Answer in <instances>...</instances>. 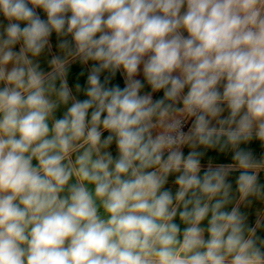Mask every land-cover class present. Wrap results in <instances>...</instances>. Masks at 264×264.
Here are the masks:
<instances>
[{
  "label": "clouds",
  "instance_id": "obj_1",
  "mask_svg": "<svg viewBox=\"0 0 264 264\" xmlns=\"http://www.w3.org/2000/svg\"><path fill=\"white\" fill-rule=\"evenodd\" d=\"M0 14V264H264V208L241 210L264 204V155L241 147L264 148V0Z\"/></svg>",
  "mask_w": 264,
  "mask_h": 264
},
{
  "label": "crops",
  "instance_id": "obj_2",
  "mask_svg": "<svg viewBox=\"0 0 264 264\" xmlns=\"http://www.w3.org/2000/svg\"><path fill=\"white\" fill-rule=\"evenodd\" d=\"M31 6V5H29ZM39 15L41 16L42 19H46V16L45 14L43 13L42 10L40 9H37L36 10ZM8 23V21L2 16V14H0V24H3V25H6ZM22 27L24 26L23 24L21 25ZM2 30V29H0ZM185 35H187V33H185ZM51 42L53 43V51H56V48H55V45L57 43V38L55 36V33H53V36L51 38ZM14 50H19V45L16 46V48ZM50 57L48 56L47 53L43 54L39 59H40V62H41V65L43 68H45V70H47V59H49ZM81 70V66L79 65H75L72 69V71L70 72V76H69V83H70V86H74V83L77 82V73ZM137 78H140L142 79V74L141 76L137 77ZM86 77H80L79 78V82L81 84L84 83ZM113 84H119L121 87L124 86V83H123V78L122 76L118 73L116 78L113 80L112 82ZM150 87L145 85V89L144 91H150ZM185 91H187V89H185ZM153 96L154 98H159V97H162L163 96V91L161 90L159 93H153ZM78 99H86V97L83 95V93H80L78 95ZM66 109L65 108H61L60 110H58V112L56 113L57 115V118H61L62 115H63V112L65 111ZM224 115H227V112L224 113ZM107 135V133H105V136ZM241 147L243 148H246V149H250L253 154L256 156V158H260L262 155H264V148L261 147L260 143L256 140H253L251 141L249 144L247 145H241ZM112 153H113V156H116V151H115V147L113 146V148L111 149ZM189 151V149H187L186 147L184 148V152L185 154H187V152ZM207 156H211L213 157L214 161L217 162V163H228V162H231V153H227V154H217V152L215 151H209L207 153ZM207 156L204 158V160L202 161V163H206L207 161ZM35 163V161H34ZM236 176H238V173H233L231 176H230V181L233 183V190H235V179H236ZM174 177H170L169 179V183L168 185H166V187L168 188H171L173 193H175V186L174 184L172 183ZM260 182L261 183H264V171H262L260 173ZM261 208H264V204H261L260 202L258 201H253V204L250 208H244L242 207L241 210L243 212H246L248 213L249 215V221L251 223L254 224L255 222V218H256V212L257 210L261 209ZM176 223L180 224V227H181V230H183V228L185 227V225H183L182 223H180L179 219L177 218V220L175 221ZM207 222L205 221L203 223L202 226H206ZM261 235H264V233H260Z\"/></svg>",
  "mask_w": 264,
  "mask_h": 264
}]
</instances>
